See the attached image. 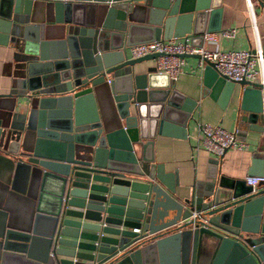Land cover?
<instances>
[{"label": "water", "instance_id": "water-1", "mask_svg": "<svg viewBox=\"0 0 264 264\" xmlns=\"http://www.w3.org/2000/svg\"><path fill=\"white\" fill-rule=\"evenodd\" d=\"M210 4L0 0V46L14 61L0 93V181L30 212L19 227L4 220L0 264H264V181L252 189L216 168L172 197L147 149L191 109L176 103L167 75L136 72L158 54H126L190 32L199 46L204 31L219 30L203 25L209 8L220 12ZM192 19V30L179 28ZM204 72L227 92L241 86L235 130L257 134L247 176H263L264 85L227 81L208 62Z\"/></svg>", "mask_w": 264, "mask_h": 264}, {"label": "crops", "instance_id": "crops-1", "mask_svg": "<svg viewBox=\"0 0 264 264\" xmlns=\"http://www.w3.org/2000/svg\"><path fill=\"white\" fill-rule=\"evenodd\" d=\"M209 1L210 5H216L220 12L212 16L209 14V8L203 25L207 27L216 22L219 30L211 32L233 28L235 33L234 37L229 39L218 37L214 43H203L201 40L200 45L227 51L250 49L258 44L264 51V1L249 0L250 6L248 0ZM184 23L192 30L193 19L189 24L187 21H180L179 28H183ZM205 32L207 31L203 33ZM198 37L190 32L171 38H188L193 45H196L200 42ZM13 63L12 49L0 46V93H6L11 86ZM153 65V59L143 61L135 65V70L143 73L147 67H154ZM261 71L264 75V58ZM209 74L204 72V65H198V58L185 57L181 73L175 81L170 82L176 92V103L191 109L189 117L182 118V113L175 114L172 121L163 125L162 134H156L147 149L153 156L154 163L162 166V173L172 184L171 195L176 199L187 197L193 187L210 182L208 176L216 168L227 177L245 182L251 161L258 153L257 134L248 133L245 138L236 134L241 86L235 83L227 92L224 87L215 86L214 79H211ZM96 108L98 111L99 106L96 105ZM198 124L220 126L232 131L238 141L246 144V148L225 150L220 163L216 166V163L212 162H216L218 157L206 152L200 146L201 134ZM5 190L0 181V228L4 220H10L15 227H19L20 220L29 217L30 212L18 196L12 194L8 196ZM168 253L166 252L165 255L169 256Z\"/></svg>", "mask_w": 264, "mask_h": 264}, {"label": "built area", "instance_id": "built-area-1", "mask_svg": "<svg viewBox=\"0 0 264 264\" xmlns=\"http://www.w3.org/2000/svg\"><path fill=\"white\" fill-rule=\"evenodd\" d=\"M248 5L250 6L249 0ZM253 24V22H252ZM235 29H223L218 32L201 34L202 42L214 43L218 37L233 38ZM158 54L154 60V69L158 74H165L171 81H175L181 73L186 55H198V65L205 62L211 64L213 70L227 81L238 82L245 80L264 85L262 73L263 50L260 45L245 50L222 51L217 48H207L203 45H193L188 38H169L139 43L128 48V58H140L148 54ZM201 134L200 146L208 153L219 157L227 149L242 150L246 148L244 142L238 141L232 131L220 126L198 124ZM245 183L252 189L264 181L263 176H246ZM138 232L137 228L132 229Z\"/></svg>", "mask_w": 264, "mask_h": 264}]
</instances>
